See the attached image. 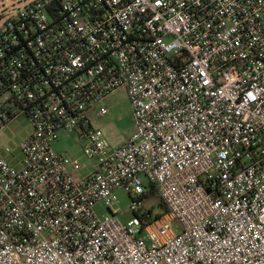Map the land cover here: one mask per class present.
Here are the masks:
<instances>
[{
	"label": "built area",
	"instance_id": "2783aa9c",
	"mask_svg": "<svg viewBox=\"0 0 264 264\" xmlns=\"http://www.w3.org/2000/svg\"><path fill=\"white\" fill-rule=\"evenodd\" d=\"M119 90L134 127L112 145L92 121ZM21 114L0 264H264V0H32L0 27V128Z\"/></svg>",
	"mask_w": 264,
	"mask_h": 264
},
{
	"label": "rangeland",
	"instance_id": "374dc122",
	"mask_svg": "<svg viewBox=\"0 0 264 264\" xmlns=\"http://www.w3.org/2000/svg\"><path fill=\"white\" fill-rule=\"evenodd\" d=\"M32 0H0V27H2L22 7L28 5ZM110 113L102 118H93V127L103 132L104 136L112 145L122 143L133 133V121L129 100L124 90L112 94L105 101ZM30 120L23 114L16 116L12 121L0 128V160H5L15 169L22 168V151L20 144L32 134ZM54 150L58 154L68 155L79 161L82 169L78 172L80 176L89 172L91 161L87 158L88 146L85 141H80L76 133L66 131L60 132L59 139L54 144ZM119 204L114 210L123 214L122 220L130 218L127 208L131 200L123 191L117 192ZM146 207L151 208L153 213H161L157 206L155 197L150 196L143 201ZM102 206H97L96 212L103 213ZM175 228L177 224L171 223Z\"/></svg>",
	"mask_w": 264,
	"mask_h": 264
},
{
	"label": "trees",
	"instance_id": "16d2710c",
	"mask_svg": "<svg viewBox=\"0 0 264 264\" xmlns=\"http://www.w3.org/2000/svg\"><path fill=\"white\" fill-rule=\"evenodd\" d=\"M150 196H153L156 198L157 206L161 210V213H153L151 208L146 207L143 203L142 208L140 210V213H141V216L143 217V219L145 220L146 223H150L151 221H153V219L152 218H144L145 215H154V219H157L160 216L167 214V209H166L164 203L162 202V200L160 199V197L158 196V194L154 190H151L148 194L144 195L143 201H144V199H146Z\"/></svg>",
	"mask_w": 264,
	"mask_h": 264
}]
</instances>
